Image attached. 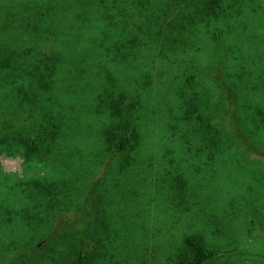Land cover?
Segmentation results:
<instances>
[{"label":"trees","instance_id":"obj_1","mask_svg":"<svg viewBox=\"0 0 264 264\" xmlns=\"http://www.w3.org/2000/svg\"><path fill=\"white\" fill-rule=\"evenodd\" d=\"M16 2L19 7L8 15L19 20L7 22L0 33L9 28L20 31L18 41L28 47L10 51L0 46V81L13 90L12 102L5 105L0 100V156L21 154L26 174L58 163L64 173L76 166L66 163L61 149L66 145L70 149L71 135L67 137L68 127L64 130L66 115L60 117L45 109L59 86L57 76L65 72L78 76V80L109 76L110 86L95 93L96 102L87 110L94 124L101 123L100 142L106 157L102 178L108 173L129 182L133 173L153 166L151 144L161 141L160 151H166L170 166L162 171L156 197L161 203L163 191L169 209L192 212L198 163L208 167L225 164L235 151L249 161L264 160V0ZM27 20L29 24L24 26ZM54 25L59 30L52 32ZM158 61L169 63L162 75L154 70ZM129 69L134 72L125 73ZM132 74L142 77L130 89L114 77ZM162 76L171 78L170 100L160 98L165 94L157 88ZM161 104L173 107L167 119L160 120L163 134L156 136L155 129L147 124ZM41 109L43 118H35L32 110ZM82 116L85 121L86 116ZM83 122L78 123L80 134L73 135L78 141L85 136L87 126H82ZM173 152L176 158L169 160ZM144 161L145 170H140ZM39 172L37 176H17L16 186L23 197L14 212L25 225L33 227L32 235L23 243L27 250L12 264H107L114 243L112 234L124 239L119 231H132L136 224L138 232H144L147 199L128 201L126 187L119 199L96 196L100 176L92 180L89 195L86 193V199L68 217L70 208L65 202L71 199L67 192L71 180L50 181L39 177ZM113 188L108 186L107 191ZM113 205H122L127 212L121 223L114 217L120 212L109 209ZM42 206L55 220H42L40 209L35 210ZM41 226L47 233L40 234ZM42 237L47 239L39 247ZM226 254L211 246L205 235L191 232L168 257V264H210ZM50 256L52 263L48 262ZM254 264H264V259Z\"/></svg>","mask_w":264,"mask_h":264},{"label":"rangeland","instance_id":"obj_2","mask_svg":"<svg viewBox=\"0 0 264 264\" xmlns=\"http://www.w3.org/2000/svg\"><path fill=\"white\" fill-rule=\"evenodd\" d=\"M16 7H19L16 0H0V27H4L7 22L9 24L13 20L16 22L19 20L13 18ZM11 12L13 14L8 15ZM29 21L27 20L24 26H28ZM54 30L58 31L59 27L54 25L51 31L54 32ZM19 34L20 31H12V28L4 30L0 33V46L10 51L19 50L22 46L27 48L28 46L21 45L18 41ZM102 36H98L99 39ZM157 63L154 69L155 73L159 74L160 72L162 75L169 63L166 64L165 61H158ZM113 70L118 72L116 68H113ZM132 72H134V69H129L125 73ZM77 77L69 76L67 72L64 73V76H57L59 86L49 96L45 105V109L52 114H58L60 117L63 113L66 115V118H64V130L68 127V132H65L68 138L71 135L70 149H68L67 145L63 146L65 147L63 148L60 144V147L64 152L66 163L70 165L76 164V166L72 167L68 173H64L63 167L59 163L55 167L47 166L44 169L42 166L40 172L31 171L28 173L31 176H37V172H39V177L42 178L43 176L50 181L61 182L66 177L71 180L72 185L69 183V186H71L69 191H67L71 199L65 202V205H69L70 208L67 212L68 217L74 213L76 207L89 195V184H92V180L100 178L105 168L103 162L106 160V157L102 154L100 142L101 123L96 122L94 124L88 117L87 110L88 106L90 107L92 103L95 104L96 102L95 93L99 94L110 86L109 76H89L82 80H78ZM114 77L120 79L124 83L121 84L124 87L126 84L127 89H130L136 80L141 79L142 76L132 74V76ZM167 77L162 76V81L158 82L157 88L161 89L162 95L165 92L160 98L170 100L173 90L170 86L171 78ZM1 82L0 100L5 102L6 105L7 102L13 101V98L10 97V92L13 90L12 88L4 87ZM156 82L154 84L155 89ZM155 104L156 100L154 101ZM15 107L18 108L19 106ZM172 107V105L163 106L161 104L157 107L158 111L154 112L155 116L151 114L147 125L155 129L156 136L157 134H163L160 120L167 119V112H170ZM32 113L35 118L40 119L44 115L42 109L40 111L32 110ZM82 114L87 118L85 121ZM80 120L81 122L84 121L82 126L85 125L87 128L84 129V138L80 136L79 138L82 139L78 141L74 136L80 134L81 126L80 124L78 125ZM149 138L150 136L148 140ZM160 142V140H156L151 144L154 156V161L151 163L153 166L145 170L142 166L147 160L144 163L142 162L139 168L145 171L137 175L133 173L129 182L125 178L117 179L114 174L109 175L106 173L105 178H102L104 174L101 176L96 196L101 194L106 200L112 199L113 195L119 199L124 195L123 191L126 187L127 194L130 192V195H126L128 201L129 198L130 200L137 199V202H143V200L147 199L146 204L149 209L144 219L143 233L138 232L139 226L136 224L131 228L133 229L132 231L128 229L119 231V234L124 236V239L118 240L116 233L112 234L111 240L114 243L106 263L168 264V257L170 258L177 250L183 237L191 232H199L205 235L211 246L221 251H227V256L210 264L261 263V260L264 259V160L249 161L239 157L240 154L235 151L234 154L232 153L233 155L230 152L232 157L225 164L218 162L208 167L202 166L203 162L198 163L196 166L198 174L195 176V180L198 187L196 197L199 198V202H197L195 197L192 212L181 213L167 207V198L163 191L161 203H158L159 201L156 197L159 195L157 184L163 179L162 171L170 166L166 151H160ZM69 152L71 155H69ZM174 158H176V154L173 152L170 154L169 160ZM87 163H91L92 166L90 167ZM111 165L112 163L108 164L109 169ZM215 166H217L215 171H212ZM149 172L151 173L150 175H148ZM28 174L25 172L21 154L16 157H9L6 154L0 156V259H3L4 264H12L18 256L27 250V248L23 247V243L32 235L31 229L33 226L25 225L22 219L16 216L14 212L15 205L17 207L20 206V201L23 197V191L16 186L18 183L17 176L25 177ZM117 184L120 187L117 188ZM108 186H114L115 188L107 191ZM29 190L28 188L27 192ZM138 197L142 198L139 199ZM157 206H160L159 210ZM39 209L42 212V220L45 222L55 220L50 210L45 209L43 206L35 208V210ZM109 209L111 212H120V216L114 217H116L117 223H121L120 221L127 213L125 208L122 205H113ZM35 210H32L34 211L33 214L36 213ZM139 215L142 219V214L139 213ZM35 219L39 218H33L32 220L35 221ZM125 225L130 228L127 223ZM215 230L219 233H216ZM40 231V234L47 233L46 228L43 226L40 227ZM45 237L39 238V247L44 246L47 239ZM116 246H119L120 251H117ZM48 259V262L52 263V256ZM44 262L46 261L44 260Z\"/></svg>","mask_w":264,"mask_h":264}]
</instances>
